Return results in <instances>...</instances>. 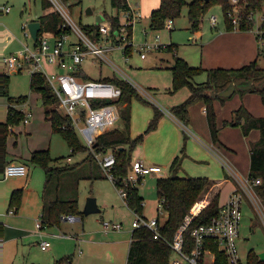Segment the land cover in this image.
Here are the masks:
<instances>
[{"label": "rangeland", "instance_id": "374dc122", "mask_svg": "<svg viewBox=\"0 0 264 264\" xmlns=\"http://www.w3.org/2000/svg\"><path fill=\"white\" fill-rule=\"evenodd\" d=\"M129 2L136 7L140 15L130 26L132 28L130 50L125 54L123 48L115 46L106 55L144 93L143 95L138 91L141 98L132 97L130 101L132 114L130 122L133 136L141 132L143 134V141L136 145L132 154L135 155L136 152L142 155L147 153L154 159L152 163L158 164L163 168L162 173L159 175H146L138 183L139 186L137 185L144 201L142 214L151 218L157 214L156 177L165 176L169 173L168 167L171 161L162 162L159 159L160 153L166 151L169 144L163 137L166 133L169 134V140H176V134L160 127L156 128V130L146 131L149 123L146 108L149 106L152 111L151 104H153L157 107L161 105L170 109L172 105L180 103L188 96L189 90L186 87H182L173 93L168 91L171 86L169 66L173 62V56L176 54L179 57H184L191 64L198 65L201 56V37L203 38L208 31L211 32L215 26L224 25L223 11L219 4L211 5L203 16L200 29L195 32L188 28L187 7L184 6L181 14L173 18L172 26H168L165 23L160 29H151L149 27V14L151 9L157 7L158 0H129ZM229 2L238 11L239 0L236 2L229 0ZM3 4L9 5L11 9L9 13L0 18V73L9 75L8 95L2 94L0 89L1 121L6 118L8 96L15 98L19 95H26L30 108L36 114L39 112L44 113L40 96L30 91V73L26 71L8 73L3 61V57L22 47L23 42L32 43L30 37L26 38L24 36L23 26L37 19L38 16L44 13V10L41 7L40 0H0V6ZM68 9L70 16L82 30L86 25L97 23L98 16L102 15L103 12L107 14L115 13L110 0H81L80 4L68 6ZM211 15L217 16V22L214 26L209 20ZM99 23H107V21L101 20ZM75 39H77L76 36L72 34L69 41ZM153 43H157L159 46L152 49L143 47L146 44ZM169 43L174 47L171 52L161 46ZM141 52L145 54L144 57L140 56ZM92 57L94 63L91 61ZM81 69L85 76L90 79H96L100 76H111L116 73L107 62L92 55L86 56L82 61ZM204 74L202 72L195 79L197 81L205 80L206 76ZM79 76L81 77V74ZM23 103H13V106L18 108ZM52 106L61 113L56 102ZM36 126L38 127V124ZM11 127L12 132L7 137L8 148H14L15 146L27 147L28 141L33 146L41 143L40 137L44 135L43 126L41 129L36 128L30 132L24 131L22 122L12 124ZM181 128L183 129L184 127L181 126ZM19 130H21V133L18 132ZM75 131L79 141L84 144L81 133L77 129ZM46 143L49 147L50 156L60 159V164H74V168L62 176V185L64 188L70 187L78 180V208L83 209L88 197L92 196L96 200L99 212L82 215V222L70 223V221H65L66 225L76 226V231L79 228L81 229L82 226H86L87 230H91L92 236L88 241H75L73 239L75 237L74 234H62V232L70 233V230H64L63 225L59 229L57 224L45 226L42 229L43 232L40 230L43 233L41 237L35 232L37 230L35 224L38 221L36 216L39 214L41 200H49L50 196L52 198L56 197L57 192H49L52 187L56 186L57 181L54 178L51 183V189L44 191V170L40 166L32 165L28 170V177L30 178L31 176V179L27 182V187L32 192L23 199L24 191L22 189L23 196L19 207V216H17V213H7L10 195L7 190L10 187L12 188L9 191L20 187L24 183V177L10 176L6 179H0V220L5 225L10 226L6 227V230L19 233L2 235L3 241L0 252L2 263L52 264L59 259L68 258L71 261L70 264H125L128 240L133 228L131 223L135 218V214L126 206L115 189L113 181L102 173L95 158L85 159L87 152L76 151L70 155L72 162L67 163L65 160L70 154L69 147L58 133L47 135ZM181 145H183V142H181ZM159 151L161 152L159 153ZM139 154H136V156ZM61 155L65 157L61 159ZM100 170L104 177H100ZM224 171L226 170L223 168V176ZM243 177L246 178L245 175ZM42 191L45 195L47 193L46 198H43ZM210 192L211 190H209L208 196H210ZM203 197L206 198V194ZM242 214L238 246L240 256L245 260L249 250H253L256 253L264 250V226L246 196H244ZM166 216L167 213L165 211L160 214L162 222L166 219ZM102 220L121 222L122 228L120 230L105 231ZM11 236L16 239H11ZM57 237H62V240ZM70 237L74 240L73 243L68 239ZM40 240H47L50 243V247L47 250L40 249Z\"/></svg>", "mask_w": 264, "mask_h": 264}, {"label": "trees", "instance_id": "16d2710c", "mask_svg": "<svg viewBox=\"0 0 264 264\" xmlns=\"http://www.w3.org/2000/svg\"><path fill=\"white\" fill-rule=\"evenodd\" d=\"M67 6L80 4L81 0H61ZM112 7L115 9L114 14L102 13V20L107 21L110 26V37L113 38L115 31L120 24V12L129 9L128 0H110ZM41 7L45 13L38 16L42 30H49L59 34L62 30L59 26L62 24V17L50 10L51 4L48 0H40ZM213 4H219L223 11L225 25L228 29L233 28L231 16L228 11L232 10L229 0H159L157 7L153 8L149 14V27L151 29H160L164 26L167 19L173 20L181 14L182 8L187 7V16L192 31H198L201 27L202 19L208 8ZM264 7V0H239V8L237 12L238 26L242 30H250L254 26V22L248 20L250 11H261ZM49 10V11H47ZM120 11V12H119ZM101 22V21H100ZM99 22L86 25L83 30L92 39L97 40L100 37ZM264 30V21L261 26ZM66 28V27H65ZM65 31H69L67 28ZM132 28L127 27V37L130 39ZM131 44L124 47V53L127 54ZM167 50L173 51L172 44L166 45ZM264 54V50L262 51ZM171 71V87L170 92H176L182 87L189 90L188 97L170 108L173 113L183 124L188 120V108L197 101H203L205 104L206 120L209 128L211 142L219 144L218 132L219 127L216 121V113L214 110V100H225L227 97L220 95L231 82L235 84H247L252 81L249 89H236L238 92L257 91L261 94L264 102V85H260L264 80V67H262L257 59L238 68H210L203 69L201 66H192L184 58L174 54L173 64L170 66ZM202 72L206 73V79L197 82L195 77ZM79 74V73H77ZM84 79L87 76H84ZM103 81L115 83L121 88L122 94L118 100L121 104L126 103L120 109V121L117 125L100 133L93 146L96 151H107L113 149L115 151V164L111 169L115 180L113 182L115 188H123L126 191L124 202L126 206L133 212L142 214L143 198L139 194L137 184L125 183L123 178L126 176L131 166V153L136 143L143 138V134L135 138H131L129 134V102L132 97L141 96L138 90L126 80L113 75L111 77L100 78ZM9 75L0 73V89L2 94L8 95L7 86ZM260 83V84H259ZM30 91L39 94L42 105L44 107V117L51 124L53 133L61 135L63 140L69 147L70 155L76 151L87 152L85 159H93L91 151L82 144L77 136L75 129L72 127L69 117L59 113L53 108V103L57 101L50 86L41 73H34L29 78ZM26 95H19L15 98L8 96V105L6 118L0 121V173L3 167L9 162L7 151V137L11 131L12 124H19L24 118L21 109L15 108L13 103L20 104L25 102ZM155 114L151 119L146 131H150L156 127L159 111L155 108ZM224 126L239 125L244 135H247L251 129L259 130V138L250 144V163L248 178L254 180L260 179V183L255 187V191L261 199L264 207V117L253 116L248 110L240 105L234 110L230 120L223 122ZM67 156V157H68ZM61 156L60 158H64ZM33 165L40 166L45 173L43 190L51 189L52 181L56 178L57 184L52 187L51 192H57L55 198L43 201L42 221L44 224H58L63 216L81 214L78 209V180L70 187H63L62 176L67 171L74 168V164H56L60 161L53 158L49 154V149H40L32 151L28 160ZM180 156L176 155L170 163V174L167 176H159L156 178V194L158 199L163 200V209L167 213L166 219L160 222L159 230L166 240H171L174 232L183 223L184 217L191 213L192 207L201 202L203 196L212 187L214 182L206 177H190L178 176V164ZM101 176V175H100ZM80 178V177H78ZM77 178V179H78ZM45 193V192H44ZM47 195V193H46ZM43 194V198H46ZM22 189H14L9 197V208H19L22 201ZM202 198V199H201ZM201 199V200H200ZM200 205L198 206V208ZM197 208V209H198ZM196 209V210H197ZM219 212V194L215 193L208 203L202 207L198 214L188 225V231L184 233L187 242V249L191 246L190 232L193 228L207 224L212 217ZM66 214V215H65ZM2 226L0 225V235H2ZM171 251L164 239H154L152 232L146 227L132 228L131 240L128 246L125 264H168ZM219 258H224L219 255ZM219 260V259H218ZM225 261V260H224ZM68 258L59 259L52 264H66ZM244 264H264L260 260L258 253L249 250L246 255Z\"/></svg>", "mask_w": 264, "mask_h": 264}, {"label": "built area", "instance_id": "2783aa9c", "mask_svg": "<svg viewBox=\"0 0 264 264\" xmlns=\"http://www.w3.org/2000/svg\"><path fill=\"white\" fill-rule=\"evenodd\" d=\"M48 1L51 4L52 11L62 17L63 22L59 26L62 31L56 34L49 30H42L40 25L37 37L33 40L27 24L24 25V36L32 39V45L28 42H23L22 47L3 57V61L8 73L26 71L30 75L41 73L45 77L57 99L58 109L69 117L72 127L81 133L84 145L97 160L102 173L114 182L115 177L111 169L115 164V151L113 149L96 151L93 146L96 137L104 130L114 127L120 118L118 100L122 94L121 88L115 83L103 81L100 78L84 79L77 73L80 72L79 65L81 62L86 56L92 55L107 62L116 72L114 73L115 75L129 82L144 95L143 91L137 88L130 77L106 55L115 46L124 50L127 44H132L127 37V27L132 26L136 19L140 17L139 11L129 3V9L120 14V24L113 38L109 36V24L102 23L99 24L100 37L94 40L74 22L69 14L68 6L64 2L61 0ZM231 1L236 2L237 0ZM10 9L11 7L7 4L1 5L0 18L9 13ZM237 12L235 7H232V10L227 12L231 16L233 25H238ZM247 19L254 22L259 39L264 45V37L262 35L264 30L260 27L264 21V9L261 11H250ZM209 20L214 26L217 22V16L211 15ZM171 22V19H167L165 23L170 25ZM67 28L70 31H65ZM72 34L77 39L69 41ZM157 46L159 44L153 43L146 44L143 47L152 49ZM140 56L144 57L145 54L141 52ZM91 61L94 63L93 57ZM22 112L24 114L22 123L25 124L29 120L30 113L23 110ZM10 129L12 131V127ZM67 160H71V156H68ZM223 165L228 167L229 174L235 176L233 170L225 162H223ZM160 171L161 168L159 166L147 165L144 160L136 159L131 162L130 169L123 181L125 183L138 184L142 178L151 172ZM25 174V164L9 161L4 165L2 173H0V179H6L10 176H24ZM238 181V185L232 190L226 202L219 204L218 214L212 217L207 224L199 225L191 230L192 243L189 249L186 247L187 242L184 238V233L188 231V225L194 216L202 209L203 203L201 202L194 205L191 213L184 217L183 223L174 232L171 240H166L161 235L159 217L148 218L133 212L135 218L131 225L133 228L146 227L152 232L154 239H164L171 251L168 264H244L245 260L241 258L238 246L244 196L249 199L263 226L264 207L255 191L260 179L251 180L246 178ZM116 189L124 201L126 191L123 188ZM199 205L200 207L198 208ZM156 209L158 216L164 212L163 200L160 198ZM15 212L13 207L7 211L8 214H14ZM63 218H71V215ZM37 227H40V223L37 224ZM103 228L105 231L119 230L121 224L105 221L103 222ZM2 241L3 238L0 235V252ZM39 245L40 249L46 250L49 247V242L41 240ZM219 255L225 261L219 258ZM0 264H2L1 260Z\"/></svg>", "mask_w": 264, "mask_h": 264}, {"label": "crops", "instance_id": "0c3cea01", "mask_svg": "<svg viewBox=\"0 0 264 264\" xmlns=\"http://www.w3.org/2000/svg\"><path fill=\"white\" fill-rule=\"evenodd\" d=\"M158 4H159V0H158ZM50 10H52V8H50ZM122 12L123 11H121L120 14ZM223 21H224V17H223ZM172 24H173V21L168 26H172ZM188 28L190 29V24L188 25ZM255 28L256 27L253 26V28L250 30H242L239 28L238 25H233L232 29H228L224 22V25L215 26L214 28L215 30L213 29L211 30V32L208 31L207 34L204 35L203 38L201 37V44H200L201 56H200V61L198 65L191 64L184 57L183 58L190 65L201 66L203 69L218 68V67L219 68H238V67H241L249 63L250 61L254 59H257L258 63L262 67H264V54L262 53V51L264 50V45L262 44V41L259 39V36ZM262 35L264 37V33ZM161 46L163 47V49L167 50L166 45H161ZM81 66H82V62L79 65L80 67L79 74H81V77L84 78L85 73L81 69ZM113 75L115 74L113 73ZM204 75L206 76V73ZM111 76H106V77H111ZM99 78H104V77L100 76ZM99 78H96V79H99ZM171 79H172V76H171ZM197 82H201V81H197ZM260 85H264V80L261 82ZM236 89L238 88H235L233 93L227 96L225 100H222V101L214 100L213 102L214 110L216 113V121L219 127L218 138H219L220 145L213 144L211 142L209 128H208L206 114H205V104L203 101H197L188 108V120L186 124H183L173 113H171L168 107H163L161 105L157 107L151 104L152 111L149 106H147L146 108V114H147V118H149V123L151 119L153 118L154 114L156 113L155 108H157L159 111V116H158L157 123H156L157 125L154 128V130L160 127V128H163L164 130L165 129L169 130L170 132L173 131L176 134V140H169V137H168L169 134L165 133L163 138L166 139L169 144L167 146L166 151H162V152L159 151V153L161 152L159 159L162 162H169L170 160L172 161V159L176 155H179L180 163L177 166L178 176L206 177L214 182L212 187L209 189L211 190V192L209 193L210 196H208L209 191H207L205 193L206 198L203 197L201 201V203H203V206L208 203L210 198L215 193L219 194V204H223L228 199L232 190H234L235 187L238 185L239 183L238 180L239 179L244 180L248 178L249 163H250V144L259 138V134H260L259 130L254 128V129H251L247 135H244L239 125L224 126L223 122L230 120L234 110H236L240 105H243L251 115L264 117V102L262 101L261 94L257 91L238 92ZM169 90L170 88L168 89V91ZM188 95H189V92H188ZM118 104H119V115H120V109L121 107L125 106L126 103L121 104L120 102H118ZM130 107H131V104L129 102V113H130L129 134L131 138H135L138 135L142 134V132L136 134L135 136L132 135L131 122H130L132 114L130 111ZM18 108L23 110L24 112L30 113L28 122L25 124L23 123L24 131L26 130L27 132L28 131L30 132L32 130H35L36 128L41 129L42 126L44 127V135H41L40 137L41 143L39 145L33 146L28 141L27 142L28 146L24 148L22 146H15L14 148H8L7 146L9 161L23 163L26 166V174L23 176L24 183L20 185V187L15 188V189H18V188L23 189L24 191L23 199H25L27 195H29V193L32 192V190L29 187H27V184H28L27 182H29L31 179V176L30 178L28 177V170L33 164L29 163L27 160L32 151L40 150V149H49V147L46 145L47 144L46 138H47V135H50L51 133L53 134V132L51 130L50 122L46 120L44 117V113L39 112L36 114V112H34L32 108H30V106L28 105L27 99L23 104L19 105ZM43 111H44V108H43ZM119 121H120V118L118 122L116 123V125L119 123ZM37 124H38V127L36 126ZM181 126H183L184 128L182 129ZM18 132L21 133V130H19ZM140 141L142 142L143 138ZM140 141H138L136 145ZM181 142H183V145H181ZM136 145L133 148L132 153L135 150ZM132 153H131V161L136 160V159H142L147 165H156L161 168V171L159 173L151 172L150 174L159 175L160 173H162L163 168L158 164L152 163L154 159H152L150 155H148L147 153H143L142 155L136 152V154H139L136 156V154L134 155ZM53 158H57V157H53ZM65 161L67 163L72 162V160H67V157ZM223 162H225L233 170V172L235 173V176H232L231 174H229L227 170L228 167L227 166L225 167L223 165ZM56 164H60V163L58 162ZM169 167H170V164H169ZM169 167H168V170H169L168 174H170ZM223 168L226 170L224 171V176L222 175ZM100 175H101L100 177H104L101 174V170H100ZM244 175L246 176V178L243 177ZM9 189L7 191L8 193L11 194L14 188L11 189L10 191ZM42 194H43V191H42ZM139 194L143 198L140 192ZM49 198L51 199L52 197L50 196ZM143 204H144V201H143ZM77 205H78V200H77ZM42 207H43V200H41L39 214L36 216L38 218V221L35 224L37 228L35 232L40 237L43 235L42 229H44L45 226H48L47 224H44L43 226H41ZM19 209L20 208H18L17 211L15 212L17 213V216H19ZM78 209L81 211V214L73 215L71 216V218L62 217L60 222L57 224V227L61 229V225H63L62 227L64 230L66 229L70 230L69 231L70 233L62 232V234L64 235L74 234L75 237L73 239L75 241H78V240L88 241L89 238L92 236V232L91 230H87L86 226H82L81 229L79 228L78 231H76L75 230L76 226L65 224V221H70V223L71 222L74 223L76 221H77L76 223L82 222V215L84 214L82 213V209L80 208ZM152 217H155V216H152ZM156 217H159V220L162 222V219L160 218V216H158V214H156ZM105 221L111 222V223H120L121 228H122L121 222H115L111 220H102V225H103V222ZM38 223H40L39 228L37 227ZM0 225L2 226V229H3L2 235L3 234H19L17 233V231L10 232L6 230V227H10V226L5 225L1 220H0ZM50 226H53V225H50ZM57 234H60V233H57ZM10 238L16 239L14 236H11ZM57 238L62 240V237H57ZM68 239H70L73 243L74 240L71 237ZM130 240H131V233H130V239L128 240V246H129ZM49 247H50V243H49ZM0 260L2 263L1 255H0ZM70 262L71 261H69L66 264H70Z\"/></svg>", "mask_w": 264, "mask_h": 264}, {"label": "water", "instance_id": "95a60500", "mask_svg": "<svg viewBox=\"0 0 264 264\" xmlns=\"http://www.w3.org/2000/svg\"><path fill=\"white\" fill-rule=\"evenodd\" d=\"M205 1L207 2L208 0H205ZM97 19H98V21H97V23H98L103 18L100 15V16H98ZM27 28L29 30L31 38L33 40H35L36 37H37V33L40 30V22L37 21V20L30 21V22L27 23ZM251 85H252V81H249L247 84H235L234 82H231L225 90L220 92V95L227 97V96H229V95H231L233 93L235 88L248 89V88H250ZM94 145H96V144H94ZM96 212H99V208H98V206L96 204L95 198L92 197V196L88 197L86 202H85V204H84V206H83L82 213L84 215H87V214L96 213ZM258 256H259L260 260L264 261V250L260 251L258 253Z\"/></svg>", "mask_w": 264, "mask_h": 264}]
</instances>
